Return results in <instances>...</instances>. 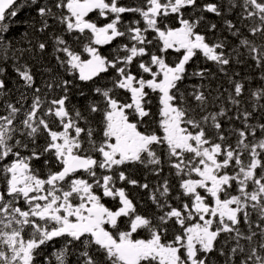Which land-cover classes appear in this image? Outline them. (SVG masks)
Instances as JSON below:
<instances>
[{"label": "snow or ice", "instance_id": "6c2138e0", "mask_svg": "<svg viewBox=\"0 0 264 264\" xmlns=\"http://www.w3.org/2000/svg\"><path fill=\"white\" fill-rule=\"evenodd\" d=\"M16 3L0 264H264V0H26V47Z\"/></svg>", "mask_w": 264, "mask_h": 264}, {"label": "trees", "instance_id": "16d2710c", "mask_svg": "<svg viewBox=\"0 0 264 264\" xmlns=\"http://www.w3.org/2000/svg\"><path fill=\"white\" fill-rule=\"evenodd\" d=\"M129 2H131V0H129ZM25 3H26V0H21L20 3L15 7L17 12H18V15L14 18L12 17H9L8 19V23H9V26H10V31L9 33H7L6 35H8L12 41L14 43H16L18 46H21V47H26L27 46V40L32 38V35L30 33V25H31V18L34 16V12L32 11L31 7H28V6H25ZM26 8V9H24ZM210 19L213 20V22H217L219 23L218 21V18H215V17H212L210 15ZM21 21H23V23H21ZM16 23H18V27H16ZM26 30H29V35L28 36H25V31ZM39 38H46V35L44 37H37V39ZM116 42H114L115 44ZM111 49H112V46H106L105 48L102 49V51L104 52L105 55H108L110 52H111ZM52 49H51V45L49 46V53H51ZM177 54L173 53L171 56H169V60H174L175 57H176ZM203 60L202 58L200 60L197 61V65L199 67H204L203 66ZM45 64L48 65V66H52L53 68L56 67V63H55V60L54 58L49 55L46 57L45 59ZM194 65H189V68L191 69ZM210 68H212L213 72L215 71V68L212 66V65H208ZM243 67V66H241ZM9 71H11L9 69ZM43 78V79H47V74L45 73H42V72H38L37 73V80H38V83L40 81V79ZM198 81H190L189 83H197ZM224 83V86L227 87V83L225 81H223V79L219 80V81H216L214 82L213 81V86H215L217 83ZM72 100L74 103H76L78 106L83 102V99L77 94L75 96L72 97ZM155 103V101H154ZM156 109L153 108V111H155ZM43 142V141H42ZM38 163V162H37ZM138 174V177H142L143 178V173L142 172H137ZM165 175L167 174V170H165ZM135 178L137 179V177L135 176ZM150 180H155L154 177H149ZM138 190V192H136ZM131 194L133 196H135L136 198H138L139 195H143L145 196L146 193L144 192H141L139 189H131ZM223 258H221V261H222Z\"/></svg>", "mask_w": 264, "mask_h": 264}, {"label": "bare ground", "instance_id": "6f19581e", "mask_svg": "<svg viewBox=\"0 0 264 264\" xmlns=\"http://www.w3.org/2000/svg\"><path fill=\"white\" fill-rule=\"evenodd\" d=\"M24 9H26V8H24ZM21 23H23V21H21ZM18 23H16V27H18ZM203 66H207V67H209L208 65H205L204 63H203ZM222 79V78H221ZM220 79V80H221ZM214 82H216V81H214ZM41 143H42V141H41ZM41 165L39 164V163H37V167H40ZM135 176L137 177V179L138 180H141V181H143V178L142 177H138V174L136 173L135 174ZM136 192H138V190L136 191ZM143 197H145V196H143V195H139L138 196V198L137 199H141V198H143ZM55 249H58L56 246H55V248H53V247H49L48 249H46V254H50V253H52ZM52 259H53V261H54V257H52Z\"/></svg>", "mask_w": 264, "mask_h": 264}, {"label": "flooded vegetation", "instance_id": "af4514ba", "mask_svg": "<svg viewBox=\"0 0 264 264\" xmlns=\"http://www.w3.org/2000/svg\"><path fill=\"white\" fill-rule=\"evenodd\" d=\"M34 163H36V165H37V162L34 161ZM134 198L137 199L135 196H134ZM106 203H108L109 206H112V202H111V201H106ZM54 244H55V246H56L57 248H59V244H58V243L54 242Z\"/></svg>", "mask_w": 264, "mask_h": 264}, {"label": "water", "instance_id": "95a60500", "mask_svg": "<svg viewBox=\"0 0 264 264\" xmlns=\"http://www.w3.org/2000/svg\"><path fill=\"white\" fill-rule=\"evenodd\" d=\"M18 2H19V0H17V3H18ZM17 3H16V4H17ZM16 4H15V5H16ZM15 5H14V6H15ZM14 6H13V7H14Z\"/></svg>", "mask_w": 264, "mask_h": 264}]
</instances>
